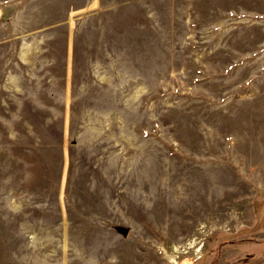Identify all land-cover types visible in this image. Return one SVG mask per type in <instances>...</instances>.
Segmentation results:
<instances>
[{
  "label": "rangeland",
  "instance_id": "obj_1",
  "mask_svg": "<svg viewBox=\"0 0 264 264\" xmlns=\"http://www.w3.org/2000/svg\"><path fill=\"white\" fill-rule=\"evenodd\" d=\"M0 264H264V0H0Z\"/></svg>",
  "mask_w": 264,
  "mask_h": 264
},
{
  "label": "water",
  "instance_id": "obj_2",
  "mask_svg": "<svg viewBox=\"0 0 264 264\" xmlns=\"http://www.w3.org/2000/svg\"><path fill=\"white\" fill-rule=\"evenodd\" d=\"M122 231H123V233H126V232H127V230H126V229H123Z\"/></svg>",
  "mask_w": 264,
  "mask_h": 264
}]
</instances>
